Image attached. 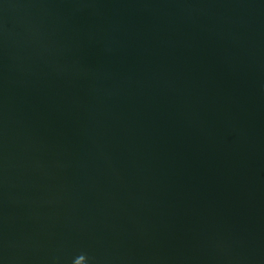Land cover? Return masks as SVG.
Masks as SVG:
<instances>
[{"label":"water","instance_id":"water-1","mask_svg":"<svg viewBox=\"0 0 264 264\" xmlns=\"http://www.w3.org/2000/svg\"><path fill=\"white\" fill-rule=\"evenodd\" d=\"M0 264H264V0H0Z\"/></svg>","mask_w":264,"mask_h":264},{"label":"clouds","instance_id":"clouds-1","mask_svg":"<svg viewBox=\"0 0 264 264\" xmlns=\"http://www.w3.org/2000/svg\"><path fill=\"white\" fill-rule=\"evenodd\" d=\"M76 260H85L84 256H80L78 259Z\"/></svg>","mask_w":264,"mask_h":264}]
</instances>
